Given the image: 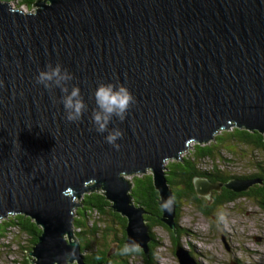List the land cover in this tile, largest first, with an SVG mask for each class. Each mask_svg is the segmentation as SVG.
I'll return each mask as SVG.
<instances>
[{
    "label": "water",
    "instance_id": "obj_1",
    "mask_svg": "<svg viewBox=\"0 0 264 264\" xmlns=\"http://www.w3.org/2000/svg\"><path fill=\"white\" fill-rule=\"evenodd\" d=\"M0 0V220L21 214L40 228L31 264H87L76 240L78 199L101 189L125 218L124 244L148 253L145 212L131 200L133 174L151 172L157 218L175 234L165 164L229 128L264 136V0ZM74 76L88 111L65 120L61 93L37 85L46 64ZM119 81L136 98L115 150L90 122L98 83ZM261 180L193 181L208 199L245 193ZM178 264H195L176 247ZM101 264V263H97Z\"/></svg>",
    "mask_w": 264,
    "mask_h": 264
},
{
    "label": "trees",
    "instance_id": "obj_2",
    "mask_svg": "<svg viewBox=\"0 0 264 264\" xmlns=\"http://www.w3.org/2000/svg\"><path fill=\"white\" fill-rule=\"evenodd\" d=\"M16 3L17 7H25L28 10H33L38 0H10ZM44 1V0H42ZM234 146H242L252 150L256 155L264 160V136L254 131H247L243 128H229L218 132L214 138L204 144L194 143L178 160H173L165 164L166 168V180L172 191L175 208V239L178 238L179 228L176 224L177 217V204L180 199L193 200L197 208L210 211L211 208L223 203L233 201L235 196H248L249 194L261 195L264 194V163L259 160L255 161L256 173L249 174L247 176H235L225 174L217 168L216 163L220 161V149H230ZM223 159V158H222ZM218 160V161H215ZM210 163V168L207 166L202 168L203 163ZM127 179L130 184L131 200L137 206L142 208L146 215L144 219L149 226L151 232V241L148 243V253L145 255L142 251L138 253H129L122 255L120 249L125 245V232L124 227L126 220L120 214L114 212L111 209L110 202L106 200L101 189L89 191L84 194L80 200V206L75 210L78 214V219H75L74 232L76 240L80 245V251L82 254L93 250V254H84L87 264H97L99 262H105L104 257L110 256V259H118L122 261V256L131 258L137 254H143L148 264H151V257L153 256L155 245L158 244L156 238L152 233V229L157 226L167 228L160 221L158 217L161 215V209L157 205L158 194L155 191L152 183L151 174H133ZM196 178H207L210 182H226L230 178L247 179L257 178L261 180L260 185H255L250 188L248 192L234 194L231 191L222 190L221 194H213L210 196L212 201L211 207H204V202L197 199L195 194L193 181ZM217 193V192H216ZM199 200V201H198ZM209 200V199H207ZM264 198L262 199V201ZM88 213V214H87ZM94 215L95 217H93ZM96 218V221H92L90 226L87 225V219ZM75 227L82 230H75ZM10 229L18 232L19 236H23L24 241H16L18 249L22 250V260L18 264H30L28 254L31 251L32 246L37 241V235L40 233V228L28 217L21 214L10 215L0 220V238L10 231ZM90 237L98 236L102 240L101 245H94L86 243L81 244V240ZM111 240V244H107L105 241ZM114 252L118 253L114 254ZM189 256L194 259L191 252H188ZM123 262V261H122ZM123 264V263H122ZM124 264L126 262L124 261Z\"/></svg>",
    "mask_w": 264,
    "mask_h": 264
},
{
    "label": "rangeland",
    "instance_id": "obj_3",
    "mask_svg": "<svg viewBox=\"0 0 264 264\" xmlns=\"http://www.w3.org/2000/svg\"><path fill=\"white\" fill-rule=\"evenodd\" d=\"M11 5L13 8L17 7L15 2H11ZM19 9L28 10L24 6ZM229 148L219 150L221 159L216 163L217 168L225 174L235 176L255 174L257 170L255 161L261 160L264 163L262 158L248 148L242 146H229ZM185 154V152L182 153L181 157ZM205 166L210 168V163H203L202 168ZM144 174H151V172L147 171ZM126 178L130 179L129 176ZM234 198L233 201L217 205L210 211L197 208L193 200L180 199L176 217L179 228L178 238L175 239L168 228L154 227L152 233L158 244L155 245L151 264H178L174 255L176 247L191 252L195 264H264V200L262 201L264 194L262 192L261 195L255 193ZM80 200L79 198L77 203ZM204 200L203 206L211 207L212 201ZM220 211L227 213L226 224L217 221ZM78 217L76 215L75 219ZM93 217L87 219L88 226L92 221L97 220ZM75 230L82 229L75 227ZM87 237L88 239L85 238L88 240L87 243L102 244L98 236L87 235ZM16 241L23 242L24 239L15 230L10 229L8 233L1 236L0 264H18L22 260V250L18 249ZM105 242L111 244L110 239ZM90 252L93 254L91 249L84 254L88 255ZM122 261L123 264L124 261L126 264H148L143 254H137L131 258L122 256Z\"/></svg>",
    "mask_w": 264,
    "mask_h": 264
},
{
    "label": "clouds",
    "instance_id": "obj_4",
    "mask_svg": "<svg viewBox=\"0 0 264 264\" xmlns=\"http://www.w3.org/2000/svg\"><path fill=\"white\" fill-rule=\"evenodd\" d=\"M74 76L68 69L63 68L60 63L46 64L43 70H39L34 77L37 85H42L43 88L50 93L54 89H59L61 96L59 103L63 105L65 120L69 123H78L88 111V105L85 103L83 95L78 85L72 84ZM0 86L3 82L0 81ZM95 107L91 111L90 122L93 129L98 134H105L104 140L107 144L112 146L115 150H119L120 144L118 140L123 139L124 133L119 128H109V124L113 118L123 122L132 105L136 103V98L129 91V89L121 84L116 83H98L93 94ZM174 198H169L163 202L161 207L164 211L171 212ZM217 221L220 223H227V213L220 211L217 215ZM141 251L139 244L135 241L126 243L121 249L122 255L129 253H138Z\"/></svg>",
    "mask_w": 264,
    "mask_h": 264
},
{
    "label": "flooded vegetation",
    "instance_id": "obj_5",
    "mask_svg": "<svg viewBox=\"0 0 264 264\" xmlns=\"http://www.w3.org/2000/svg\"><path fill=\"white\" fill-rule=\"evenodd\" d=\"M222 190H223V188H221L220 189V191H217V193H216V191H211L210 192V196L211 195H213V194H221L222 193ZM234 194H237V193H234ZM210 196H209V200H210ZM197 199H199V200H201V201H205L204 199L205 198H202V197H199V196H197ZM198 200V201H199ZM88 239V238H87ZM87 239H83V240H81V244H83V245H86V243H87ZM114 254H116V256L118 255V253H116V252H114ZM104 260H105V262H99V263H101V264H122L123 262L122 261H120V260H118V259H110V256L109 255H107L106 257H104ZM31 264V263H30Z\"/></svg>",
    "mask_w": 264,
    "mask_h": 264
},
{
    "label": "bare ground",
    "instance_id": "obj_6",
    "mask_svg": "<svg viewBox=\"0 0 264 264\" xmlns=\"http://www.w3.org/2000/svg\"><path fill=\"white\" fill-rule=\"evenodd\" d=\"M126 180H127V178H126ZM10 216V215H9ZM152 238V237H151ZM184 251H186L187 253H188V250H184Z\"/></svg>",
    "mask_w": 264,
    "mask_h": 264
}]
</instances>
